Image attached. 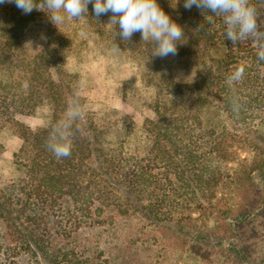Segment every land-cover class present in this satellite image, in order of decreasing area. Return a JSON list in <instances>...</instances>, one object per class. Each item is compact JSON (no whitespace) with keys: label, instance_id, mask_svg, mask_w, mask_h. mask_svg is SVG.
<instances>
[{"label":"trees","instance_id":"16d2710c","mask_svg":"<svg viewBox=\"0 0 264 264\" xmlns=\"http://www.w3.org/2000/svg\"><path fill=\"white\" fill-rule=\"evenodd\" d=\"M183 4L162 9L184 30L175 56L192 78L166 81L153 118L118 126L112 144L83 112L61 159L47 139L73 90L46 48L26 55L57 27L0 4V75L20 73L0 81V132L14 125L22 140V174L0 186V264H264V62L251 39H226L222 18ZM42 106L47 124L15 120Z\"/></svg>","mask_w":264,"mask_h":264},{"label":"rangeland","instance_id":"374dc122","mask_svg":"<svg viewBox=\"0 0 264 264\" xmlns=\"http://www.w3.org/2000/svg\"><path fill=\"white\" fill-rule=\"evenodd\" d=\"M157 2L162 8L164 0ZM92 7L88 5L89 26L82 29L81 24L68 22L50 35L40 34L32 41L26 55L32 56L44 47L60 63L62 79L73 91L84 82L80 89L84 112L106 131V140L112 144L116 139L115 129L123 123H133L140 131L145 120L153 118V107L162 97L165 82L179 77L190 80L195 65L191 60L179 61L176 56H154L150 43L142 42L140 33L134 34L130 42L114 37L104 27L111 14L97 19ZM114 39L125 53L112 51ZM16 71L7 77L0 75V81L14 84L20 74ZM49 118V108L42 106L35 113L17 116L15 120L34 130L47 124ZM0 144L1 186L22 174L14 158L22 140L14 125L7 124L0 132ZM243 156L250 157L247 153Z\"/></svg>","mask_w":264,"mask_h":264},{"label":"clouds","instance_id":"9594fccd","mask_svg":"<svg viewBox=\"0 0 264 264\" xmlns=\"http://www.w3.org/2000/svg\"><path fill=\"white\" fill-rule=\"evenodd\" d=\"M178 2V0H176ZM14 3L24 14L34 10L45 12L56 26L74 22L84 27L89 26L88 5L97 19L111 14L108 28L114 37L130 42L133 35L140 33L144 43H150L153 55L160 58L178 54V44L184 38L183 28L161 8L157 0H0V4ZM186 10L193 6L202 13H210L209 23L215 18H222L226 39L233 44L240 41H251L256 46L258 62H264V0H184ZM119 31H116V28ZM112 42L111 49L123 54L119 46ZM246 61L227 77L226 83L233 86L243 78ZM84 82L73 91L71 102L67 104L64 116L52 127L47 139L48 150L57 158H67L73 148V126L81 119L84 107L80 100V89ZM239 103L233 100V111H238Z\"/></svg>","mask_w":264,"mask_h":264}]
</instances>
